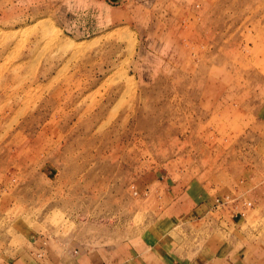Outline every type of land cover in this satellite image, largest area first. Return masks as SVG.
Segmentation results:
<instances>
[{
    "label": "rangeland",
    "instance_id": "1",
    "mask_svg": "<svg viewBox=\"0 0 264 264\" xmlns=\"http://www.w3.org/2000/svg\"><path fill=\"white\" fill-rule=\"evenodd\" d=\"M260 197L264 0H0V255L121 246L173 203L210 206L171 233L198 250Z\"/></svg>",
    "mask_w": 264,
    "mask_h": 264
},
{
    "label": "crops",
    "instance_id": "2",
    "mask_svg": "<svg viewBox=\"0 0 264 264\" xmlns=\"http://www.w3.org/2000/svg\"><path fill=\"white\" fill-rule=\"evenodd\" d=\"M177 205L170 204L153 223L151 229L158 227L160 231H150L147 236L130 239L121 246L70 251L40 237H29V245L20 252L0 255V264H264V242L250 243L238 229L248 208H264V197L249 201L243 213L228 206L221 212L218 223H202L200 228L218 231L207 237L198 250L192 249L191 243L184 245L181 234L178 237L171 234L182 226L187 228L196 224L178 222L177 218L183 215ZM203 207L210 208L203 203L182 218L188 219ZM211 207L215 209L213 204Z\"/></svg>",
    "mask_w": 264,
    "mask_h": 264
},
{
    "label": "bare ground",
    "instance_id": "3",
    "mask_svg": "<svg viewBox=\"0 0 264 264\" xmlns=\"http://www.w3.org/2000/svg\"><path fill=\"white\" fill-rule=\"evenodd\" d=\"M44 24V22L43 21H38L37 23H35L33 26H31L29 29H35V28H37L38 26H40V25H43Z\"/></svg>",
    "mask_w": 264,
    "mask_h": 264
},
{
    "label": "water",
    "instance_id": "4",
    "mask_svg": "<svg viewBox=\"0 0 264 264\" xmlns=\"http://www.w3.org/2000/svg\"><path fill=\"white\" fill-rule=\"evenodd\" d=\"M114 1V0H113Z\"/></svg>",
    "mask_w": 264,
    "mask_h": 264
}]
</instances>
